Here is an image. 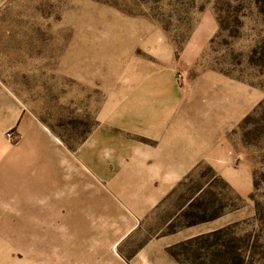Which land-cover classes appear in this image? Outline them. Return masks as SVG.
I'll return each instance as SVG.
<instances>
[{"label":"rangeland","instance_id":"1","mask_svg":"<svg viewBox=\"0 0 264 264\" xmlns=\"http://www.w3.org/2000/svg\"><path fill=\"white\" fill-rule=\"evenodd\" d=\"M183 115L234 185L200 163L135 221L95 156ZM0 264H264V0H0Z\"/></svg>","mask_w":264,"mask_h":264},{"label":"crops","instance_id":"2","mask_svg":"<svg viewBox=\"0 0 264 264\" xmlns=\"http://www.w3.org/2000/svg\"><path fill=\"white\" fill-rule=\"evenodd\" d=\"M184 117L189 116L158 121L157 126L161 130L151 134L155 139L154 145L124 140L126 144L104 146L102 153L95 156L108 166L113 163L119 175H130L133 180L137 178V181L132 182V192L138 193L137 203L124 201L129 199L125 187L117 190V197L131 211L135 221L167 198L177 184L200 163H209L234 185L225 172L234 150L223 149L218 144L214 146V142L219 139L218 134H205L204 123ZM165 126H169V129L163 132Z\"/></svg>","mask_w":264,"mask_h":264}]
</instances>
